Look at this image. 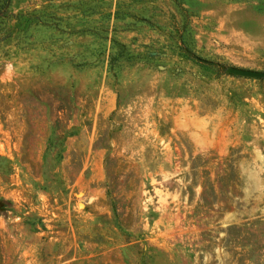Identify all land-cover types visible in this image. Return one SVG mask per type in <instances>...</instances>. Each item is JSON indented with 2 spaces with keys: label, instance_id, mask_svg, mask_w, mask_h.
<instances>
[{
  "label": "rangeland",
  "instance_id": "rangeland-1",
  "mask_svg": "<svg viewBox=\"0 0 264 264\" xmlns=\"http://www.w3.org/2000/svg\"><path fill=\"white\" fill-rule=\"evenodd\" d=\"M226 67L264 72V0H0V264H264Z\"/></svg>",
  "mask_w": 264,
  "mask_h": 264
},
{
  "label": "water",
  "instance_id": "water-1",
  "mask_svg": "<svg viewBox=\"0 0 264 264\" xmlns=\"http://www.w3.org/2000/svg\"><path fill=\"white\" fill-rule=\"evenodd\" d=\"M199 61L204 62V60L197 58ZM225 73L231 76L243 77L255 80H264V72L248 70L238 67H226L224 69Z\"/></svg>",
  "mask_w": 264,
  "mask_h": 264
},
{
  "label": "trees",
  "instance_id": "trees-1",
  "mask_svg": "<svg viewBox=\"0 0 264 264\" xmlns=\"http://www.w3.org/2000/svg\"><path fill=\"white\" fill-rule=\"evenodd\" d=\"M219 66H220V65H219ZM218 176H220L219 173L217 174V177H218ZM218 178H219V180H220V177H218ZM220 188H221V186L219 185V186L217 187V189H220Z\"/></svg>",
  "mask_w": 264,
  "mask_h": 264
}]
</instances>
